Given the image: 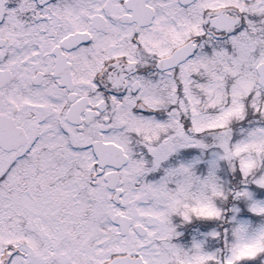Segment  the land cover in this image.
Returning a JSON list of instances; mask_svg holds the SVG:
<instances>
[{
    "label": "snow or ice",
    "instance_id": "obj_1",
    "mask_svg": "<svg viewBox=\"0 0 264 264\" xmlns=\"http://www.w3.org/2000/svg\"><path fill=\"white\" fill-rule=\"evenodd\" d=\"M0 264H264V0H0Z\"/></svg>",
    "mask_w": 264,
    "mask_h": 264
}]
</instances>
